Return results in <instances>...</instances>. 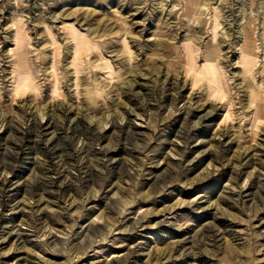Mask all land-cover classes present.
I'll return each instance as SVG.
<instances>
[{
  "label": "rangeland",
  "instance_id": "rangeland-1",
  "mask_svg": "<svg viewBox=\"0 0 264 264\" xmlns=\"http://www.w3.org/2000/svg\"><path fill=\"white\" fill-rule=\"evenodd\" d=\"M0 264H264V0H0Z\"/></svg>",
  "mask_w": 264,
  "mask_h": 264
},
{
  "label": "bare ground",
  "instance_id": "bare-ground-1",
  "mask_svg": "<svg viewBox=\"0 0 264 264\" xmlns=\"http://www.w3.org/2000/svg\"><path fill=\"white\" fill-rule=\"evenodd\" d=\"M54 43V42H53ZM248 59H250V57H248Z\"/></svg>",
  "mask_w": 264,
  "mask_h": 264
}]
</instances>
